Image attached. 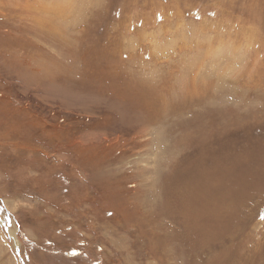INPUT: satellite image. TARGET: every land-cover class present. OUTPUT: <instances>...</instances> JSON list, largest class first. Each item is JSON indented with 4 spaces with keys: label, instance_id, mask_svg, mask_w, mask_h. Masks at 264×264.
<instances>
[{
    "label": "rangeland",
    "instance_id": "1",
    "mask_svg": "<svg viewBox=\"0 0 264 264\" xmlns=\"http://www.w3.org/2000/svg\"><path fill=\"white\" fill-rule=\"evenodd\" d=\"M0 264H264V0H0Z\"/></svg>",
    "mask_w": 264,
    "mask_h": 264
},
{
    "label": "bare ground",
    "instance_id": "2",
    "mask_svg": "<svg viewBox=\"0 0 264 264\" xmlns=\"http://www.w3.org/2000/svg\"><path fill=\"white\" fill-rule=\"evenodd\" d=\"M14 240H15V238H14Z\"/></svg>",
    "mask_w": 264,
    "mask_h": 264
}]
</instances>
